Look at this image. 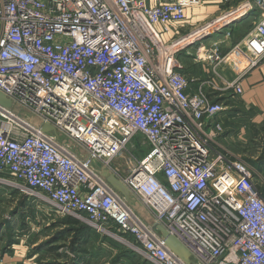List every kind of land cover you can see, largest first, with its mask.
<instances>
[{
  "label": "built area",
  "instance_id": "obj_1",
  "mask_svg": "<svg viewBox=\"0 0 264 264\" xmlns=\"http://www.w3.org/2000/svg\"><path fill=\"white\" fill-rule=\"evenodd\" d=\"M201 1L0 0V91L84 152L0 105V182L119 237L152 264H186L154 224L196 264H264V196L246 163L218 143L226 104L202 88L190 91L199 79L178 58L183 52L212 66L222 80L204 81L213 88L242 93L240 77L215 70L224 59L219 45L189 40L211 26L177 30ZM254 8L258 15L234 45L250 66L264 60V0H241L232 17ZM138 134L149 149L121 174L115 162ZM109 173L152 224L108 183Z\"/></svg>",
  "mask_w": 264,
  "mask_h": 264
},
{
  "label": "crops",
  "instance_id": "obj_2",
  "mask_svg": "<svg viewBox=\"0 0 264 264\" xmlns=\"http://www.w3.org/2000/svg\"><path fill=\"white\" fill-rule=\"evenodd\" d=\"M240 1L231 0L225 3L222 0H202L199 5L187 8L186 20L177 30L181 33L201 25H210L212 27V30H209L210 33L203 32L204 34L199 40L205 46H209L212 42L219 45L220 53L224 59L215 67V70L223 79L240 77L241 94L236 95L232 91L217 90L204 83L206 79L214 78L212 66L202 65L183 52L178 55V58L183 64V71L186 75L191 79H199L190 83V91L194 92L202 88L212 100L222 101L226 104V110L221 115L224 132L218 139V143L237 158L239 155H244L243 161L251 169L253 180L264 196V60L250 66V58L247 54L240 53L234 48V45L241 39L242 24L248 20L252 22L255 15H258L254 8L249 14L238 16L232 20L234 15H238L236 11ZM229 20L232 21L222 24ZM177 33L175 30L171 31L166 37L169 38ZM212 34H218V36L210 37ZM199 43L197 41L195 46ZM213 81L217 86L222 85V80L217 77ZM57 137L60 140L63 139L62 136ZM240 144L247 147L244 153L238 149L236 151L231 149L234 145L238 148ZM131 196L128 199L129 202H131ZM134 204L140 213L137 208L138 203L134 201ZM139 207L147 212V217L142 216L146 219L150 218V224H152L151 214L141 204ZM91 236L87 237L86 242ZM31 258L27 255L26 248L21 244H14L10 255L3 253V250L0 252V264H36L35 260H31Z\"/></svg>",
  "mask_w": 264,
  "mask_h": 264
},
{
  "label": "rangeland",
  "instance_id": "obj_3",
  "mask_svg": "<svg viewBox=\"0 0 264 264\" xmlns=\"http://www.w3.org/2000/svg\"><path fill=\"white\" fill-rule=\"evenodd\" d=\"M251 25L250 20L246 21L245 24L243 23L242 33ZM214 35L218 36V34ZM214 35L212 34L210 37ZM10 108L12 112L17 113L26 122L38 127L41 126V122L36 116L22 109L18 104L13 102ZM62 137L63 142L70 143L72 149L76 150L79 155H84V152L77 145L70 142L66 137ZM246 148L242 144L238 148L235 145L233 148L231 147V149H235V151L238 149L243 153ZM148 149L149 143L142 134L132 138L126 146L125 159L115 162L120 173L126 174L135 158L141 157ZM239 158L245 159L244 155H239ZM106 172L108 173V171ZM24 195L26 196L25 204L20 205L19 200ZM134 201L138 203L137 208H139L140 213L134 207ZM127 202L145 222H151L150 218L146 219L142 216L147 217L148 214L139 207L140 204L136 197L131 196L132 204L129 200ZM71 217L79 225L84 223L73 216ZM68 220L67 215L57 213L48 203L42 200L38 201L36 198L33 199L24 191L0 182V252L3 250V253L10 255L13 245L21 244L26 248L27 255L31 256V260H35L36 264H150V261L145 257L132 250L127 245L128 243L124 244L123 241L107 234L92 235L83 244V249L74 250V236L77 233L76 231L73 233L72 228H68L70 226ZM77 223L74 226L78 227Z\"/></svg>",
  "mask_w": 264,
  "mask_h": 264
},
{
  "label": "water",
  "instance_id": "obj_4",
  "mask_svg": "<svg viewBox=\"0 0 264 264\" xmlns=\"http://www.w3.org/2000/svg\"><path fill=\"white\" fill-rule=\"evenodd\" d=\"M12 104L13 101L10 98L6 97L0 91V105L11 109L10 107ZM40 129L43 132H49L54 134L55 136H58V132L55 127L49 123H41ZM90 165L95 168L99 173H102L100 165L96 164L95 160H91ZM105 177L108 183L126 200L130 198L131 194L129 189L123 184V182L119 178L115 176V174L109 173L106 174ZM154 228L160 232L166 246L172 252H174L182 261H184L186 264H196L195 261L191 258V252L180 240H178L174 235L170 234L162 225L154 224Z\"/></svg>",
  "mask_w": 264,
  "mask_h": 264
},
{
  "label": "trees",
  "instance_id": "obj_5",
  "mask_svg": "<svg viewBox=\"0 0 264 264\" xmlns=\"http://www.w3.org/2000/svg\"><path fill=\"white\" fill-rule=\"evenodd\" d=\"M247 30H245L244 33H242V36L246 33ZM242 36H241V38H242ZM25 200H26V196L24 195L23 198L19 200V204L20 205L25 204ZM67 219H69L68 223L70 225L68 228H72L71 229V230H73L72 232L74 233V231H76V233H77V235L74 236V248H73L74 250H77L78 248L83 249L82 246L86 242L87 237H89L90 235L98 236V233L92 231L86 224L82 223L79 225L76 220H74L71 216H68V215H67ZM76 223H77L78 227L74 226V224H76ZM73 228H75V229H73ZM77 229H79V230L77 231ZM132 256H134V255H132ZM149 263L152 264L151 262H149Z\"/></svg>",
  "mask_w": 264,
  "mask_h": 264
},
{
  "label": "bare ground",
  "instance_id": "obj_6",
  "mask_svg": "<svg viewBox=\"0 0 264 264\" xmlns=\"http://www.w3.org/2000/svg\"><path fill=\"white\" fill-rule=\"evenodd\" d=\"M207 27H210V25H208ZM209 29H211V28H209ZM201 36H203V33L201 34V32L200 33H198V34H196V35H194V36H192V37H190V41H192V40H195V39H198V38H200ZM117 240H121V241H123L122 239H120L119 237H116V236H114ZM123 242H125V241H123Z\"/></svg>",
  "mask_w": 264,
  "mask_h": 264
}]
</instances>
